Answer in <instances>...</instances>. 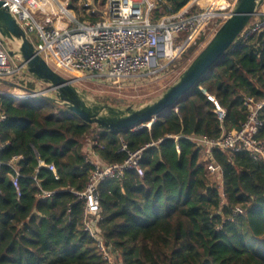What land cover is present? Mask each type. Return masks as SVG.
I'll return each instance as SVG.
<instances>
[{
  "label": "trees",
  "instance_id": "obj_1",
  "mask_svg": "<svg viewBox=\"0 0 264 264\" xmlns=\"http://www.w3.org/2000/svg\"><path fill=\"white\" fill-rule=\"evenodd\" d=\"M76 1L85 0H70L77 11ZM187 2L157 0L153 21ZM210 97L225 111L222 121ZM246 98L264 99V34L237 38L189 94L149 127L105 131L47 99L15 105L0 95L7 116L1 128L0 264H104L74 194L85 189L94 168L86 161L87 142L101 165L122 163V144L129 151L147 147L142 176L129 170L97 189L99 234L120 264H264V162L247 152L203 149L220 168L218 186L209 181L207 163L199 162L201 148L190 139H216L239 129L247 117ZM260 118L258 139L264 141V106ZM14 156L21 159L8 165ZM40 162L53 165L56 174ZM43 192L52 194L41 198ZM235 208L243 212L233 215Z\"/></svg>",
  "mask_w": 264,
  "mask_h": 264
},
{
  "label": "built area",
  "instance_id": "obj_2",
  "mask_svg": "<svg viewBox=\"0 0 264 264\" xmlns=\"http://www.w3.org/2000/svg\"><path fill=\"white\" fill-rule=\"evenodd\" d=\"M236 1L189 0L178 12L153 21L152 12L157 0H103L100 11L90 3L82 4L83 10L88 12L87 16L97 17L96 21H90L76 18L70 0H0L2 7L8 8L36 51L52 69L71 74L87 73L90 77L105 78L109 83L119 86L125 80L138 78L139 74L152 76L168 69L206 31L211 28V33H214L232 11ZM31 34L36 36V44ZM258 34H264L263 10H258L238 39L248 40ZM5 81H11L14 87L22 91L15 94L0 92V95L11 97L15 105L51 94L46 86L31 78L23 66L8 55L0 42V85ZM29 84L40 90H31L27 86ZM210 99L216 105L219 121H222L225 111L213 98ZM244 106L247 117L239 129L222 133L216 139L205 136H193L190 139L208 153L212 149L228 153L247 152L254 161L264 162V141L258 139L263 126L260 110L264 106V99L256 102L253 98H246ZM174 110L177 112L176 108ZM6 120L7 116L0 106V157L5 147L1 141V128ZM91 146L92 142H87L84 151L86 161H91L94 168L85 189L74 194L83 203V227L96 242L104 264H120L99 234L97 189L101 181L119 180L129 170L142 176L140 162L147 147L129 151L122 144L120 152L125 153V160L119 164L101 165L92 159L94 153ZM208 153V174L220 175V168L210 160ZM20 159V156H14L8 165L13 166ZM2 165L0 159V169ZM39 166L56 174L53 165L40 162ZM17 177L15 170L12 185L16 191ZM55 179H58L56 175ZM51 194L43 192L41 198H48ZM242 212L240 208H235L233 215Z\"/></svg>",
  "mask_w": 264,
  "mask_h": 264
},
{
  "label": "water",
  "instance_id": "obj_3",
  "mask_svg": "<svg viewBox=\"0 0 264 264\" xmlns=\"http://www.w3.org/2000/svg\"><path fill=\"white\" fill-rule=\"evenodd\" d=\"M90 2L95 8V0ZM263 2L264 0H237L226 19L176 81L157 98L139 107L114 106L107 102L98 103L90 100L86 93L75 86L73 80L65 78L46 63L23 28L8 8L2 7L1 2L0 42L8 55L21 64L31 78L50 90L52 96H44V99L66 107L80 120L98 129L124 131L144 126L145 123L149 127L157 117L185 98L209 69L225 55L249 21L257 14Z\"/></svg>",
  "mask_w": 264,
  "mask_h": 264
},
{
  "label": "rangeland",
  "instance_id": "obj_4",
  "mask_svg": "<svg viewBox=\"0 0 264 264\" xmlns=\"http://www.w3.org/2000/svg\"><path fill=\"white\" fill-rule=\"evenodd\" d=\"M102 2L103 0H99L98 3L95 5V9L99 11L102 9ZM90 3V0L83 1H76L73 2V5L78 10L74 11V14L77 19H81L84 15L88 12L81 11L82 4ZM260 11H264V2L261 5ZM81 11V12H80ZM87 17V15H86ZM206 37L204 41L199 45V47L194 50V52L190 53L188 57L185 59L182 56L174 62V64L170 65L168 69L160 71L152 76L142 75L135 79H129L123 81V85H114L113 83H109L105 78L101 77H90L87 73H66L63 71H58L61 75L65 78L73 80L75 86L82 92L86 93L90 100H93L98 103H109L114 106H133L139 107L144 105L155 98H157L168 86L173 84L178 76L182 73V71L189 65L192 59L198 54V52L205 46V44L210 40L213 33H205ZM31 39L36 44L37 38L34 34H31ZM192 45V44H190ZM189 45V46H190ZM188 46V47H189ZM187 47V48H188ZM13 49V47H10ZM187 50V49H186ZM31 90H40L39 88L35 87L33 84L27 85ZM6 88L5 85L2 84L0 86V90L4 91ZM8 92H12V90H16L18 93H21V89L8 86ZM5 92V91H4ZM52 94V93H51ZM52 96V95H50ZM199 162L207 163V153L201 149L199 155ZM209 181L213 184L221 186V174H208Z\"/></svg>",
  "mask_w": 264,
  "mask_h": 264
},
{
  "label": "crops",
  "instance_id": "obj_5",
  "mask_svg": "<svg viewBox=\"0 0 264 264\" xmlns=\"http://www.w3.org/2000/svg\"><path fill=\"white\" fill-rule=\"evenodd\" d=\"M78 73H80V72H78ZM139 76H141L140 74H139ZM3 85H5L6 86V88H5V92L4 91H1L0 90V92H3V93H7V94H15V93H18L15 89L14 90H12V92H8L9 90H8V86H12L13 87V84L11 83V81H8V82H3L2 83ZM2 84L0 85V86H2ZM50 95H52V94H50ZM92 159L95 161V162H99V159H98V157H96L95 155H93V157H92Z\"/></svg>",
  "mask_w": 264,
  "mask_h": 264
}]
</instances>
